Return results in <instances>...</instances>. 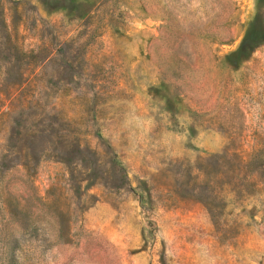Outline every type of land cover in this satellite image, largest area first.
Returning <instances> with one entry per match:
<instances>
[{
  "label": "rangeland",
  "instance_id": "1",
  "mask_svg": "<svg viewBox=\"0 0 264 264\" xmlns=\"http://www.w3.org/2000/svg\"><path fill=\"white\" fill-rule=\"evenodd\" d=\"M0 264H264V0H0Z\"/></svg>",
  "mask_w": 264,
  "mask_h": 264
},
{
  "label": "trees",
  "instance_id": "2",
  "mask_svg": "<svg viewBox=\"0 0 264 264\" xmlns=\"http://www.w3.org/2000/svg\"><path fill=\"white\" fill-rule=\"evenodd\" d=\"M15 81H18V82H19V78H18V76L16 77V80H14L13 83H17V82H15ZM1 165H2V164H1Z\"/></svg>",
  "mask_w": 264,
  "mask_h": 264
}]
</instances>
